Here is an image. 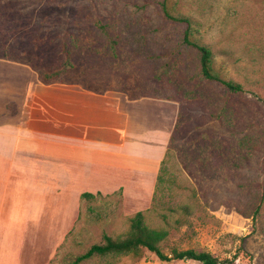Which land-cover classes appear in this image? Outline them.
Returning a JSON list of instances; mask_svg holds the SVG:
<instances>
[{
    "label": "rangeland",
    "instance_id": "1",
    "mask_svg": "<svg viewBox=\"0 0 264 264\" xmlns=\"http://www.w3.org/2000/svg\"><path fill=\"white\" fill-rule=\"evenodd\" d=\"M165 8L195 21L192 39L239 92L201 78L197 53L183 44L186 26ZM79 90L146 99L137 118L151 128L140 133L151 149L173 129L158 193L161 166L150 194L102 188L106 155L68 139L73 127L92 139L102 123L90 109L71 116ZM3 159L11 170L0 165V264H65L104 234L124 233L137 212L159 226L153 208L184 204L191 213L170 230L164 253L264 264V0H0ZM117 264L200 263L143 250Z\"/></svg>",
    "mask_w": 264,
    "mask_h": 264
},
{
    "label": "crops",
    "instance_id": "2",
    "mask_svg": "<svg viewBox=\"0 0 264 264\" xmlns=\"http://www.w3.org/2000/svg\"><path fill=\"white\" fill-rule=\"evenodd\" d=\"M79 91L80 94L78 96L69 97L68 110L71 116L75 118L76 113L80 115L82 112L90 109L93 113L95 112L98 115L102 123L100 125L97 124V127L93 125V130L91 132L92 134L95 133V135L92 139L86 136L89 135L88 132L84 130L76 132L77 128H71L73 133L69 134L68 139L75 141L73 148L79 150L92 143L99 145V150L102 154L106 155V162L102 163L105 169L104 177L102 178V188L106 187V191L112 192L116 189H122L126 192L125 189H128L132 197H141L143 193L135 195L133 192L141 191L146 188L149 192L148 194H150L151 191H153L155 177L165 156L169 143L168 140H170L173 129L170 131L168 130L170 136H168V134L165 135L166 132L160 135L161 140L157 143L155 142L154 147L151 149V147L145 143L147 139L140 138V133L141 131H145V127L149 129V133L151 132V128L148 122L141 123L139 118H137L139 110L142 109L146 103V99H139L136 97L137 100L134 98V101H132L133 103L126 102V104L133 109L134 114L131 119H125L121 117V115L124 112L123 108L127 105L121 94H117V96H119L117 97L112 96V94H105L104 92H95L91 94L86 90ZM124 95L125 97L128 96L127 94ZM129 97H127L129 100L133 98L131 96ZM50 100L54 101L53 97ZM90 100H98L100 103L96 101L98 102L97 104L89 105L88 103ZM172 108H175V106L172 105ZM10 116L13 115L10 114ZM30 131H32V129ZM0 165L8 167V171L11 170L10 163L5 159L0 160ZM3 171L5 172V169H3ZM145 181H149V183L151 181L152 185L149 183L145 185ZM123 183L129 184V186L124 187ZM130 185H133L131 189ZM96 192L103 194L105 191L102 192L97 189ZM9 264H11V262Z\"/></svg>",
    "mask_w": 264,
    "mask_h": 264
},
{
    "label": "trees",
    "instance_id": "3",
    "mask_svg": "<svg viewBox=\"0 0 264 264\" xmlns=\"http://www.w3.org/2000/svg\"><path fill=\"white\" fill-rule=\"evenodd\" d=\"M167 18L174 22L183 23L186 28L183 35V44L194 50L198 55L199 73L203 80L207 82H215L224 87L229 92H239L240 88L232 81H227L220 77L214 69V58L212 51L194 41L193 32L196 30L195 21L184 15L170 14L165 8ZM45 80H49L51 75L43 74ZM177 128V124L175 125ZM168 156V150L161 162L160 173L157 177L156 187L157 193L165 180L162 176L165 172V163ZM264 172V166H263ZM82 200L91 202L95 199V195L91 193H83ZM153 202L156 205L158 198L155 196ZM156 217L161 221L159 226H152L146 218L144 212H137L129 218L128 229L117 236L103 235L101 244L92 245L85 253L76 256H70L65 264H82L83 262L93 261L95 264H117L123 257L132 256L139 257L143 250L154 254L161 262L185 261L192 260L200 264H234L233 261L225 260L219 262L209 252H196L188 249L178 251L172 250L170 254L163 252V245L167 242L170 230L177 228L182 223V218L187 217L191 213V208L188 205H180L178 208H161L151 210Z\"/></svg>",
    "mask_w": 264,
    "mask_h": 264
}]
</instances>
